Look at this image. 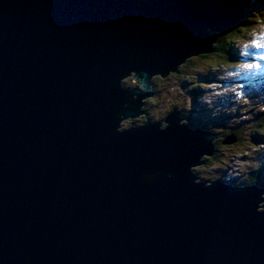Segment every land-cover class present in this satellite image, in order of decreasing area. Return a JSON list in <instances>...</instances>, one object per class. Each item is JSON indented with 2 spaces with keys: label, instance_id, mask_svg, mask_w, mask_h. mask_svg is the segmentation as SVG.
<instances>
[{
  "label": "water",
  "instance_id": "1",
  "mask_svg": "<svg viewBox=\"0 0 264 264\" xmlns=\"http://www.w3.org/2000/svg\"><path fill=\"white\" fill-rule=\"evenodd\" d=\"M247 3L0 0V264H264V188L191 172L221 136L121 128Z\"/></svg>",
  "mask_w": 264,
  "mask_h": 264
},
{
  "label": "rangeland",
  "instance_id": "2",
  "mask_svg": "<svg viewBox=\"0 0 264 264\" xmlns=\"http://www.w3.org/2000/svg\"><path fill=\"white\" fill-rule=\"evenodd\" d=\"M250 2L251 0H249ZM244 14L245 12L242 16ZM239 20L241 18L236 23ZM250 22V27L239 30V42H235L236 52L240 55V59L237 61H234L235 59L230 60L226 64H221L214 60L215 58L213 57L199 58L200 55H197L187 58L179 66L178 71L170 72L162 78L160 76H154L152 79L154 94L150 97L143 98L144 104L142 107L145 115L136 118H127L121 122V128L128 127L132 124L137 126L146 120L162 122L165 115L175 107L178 114L179 112L182 114L187 112V118H184L181 114L179 116L181 122H184L189 127L193 126V124L199 125L203 119L209 121V118H213L212 121L218 120L222 127L227 124L231 131H237L241 138V144L236 143V145H232L236 140L232 144L220 143V145H223V148H220V150L224 151L222 160L224 162L226 161L227 166L230 167L228 169L226 168V171H218L216 170L217 163H212L208 167H203V163L197 165L191 168V172L195 175L197 181L202 179L203 182L209 183V179H217L219 174L221 175L225 172V176L223 177L224 183L241 187V185L230 183L228 179L243 178L240 181H244L249 171H252L251 168L256 162L264 163V156L261 154L264 152V138L262 143L252 142V144L248 145L252 134V129L250 130L251 121L253 120L252 117L258 115L257 113L259 112L262 113L264 110V60L260 59L261 55H264V48H259L252 44L253 40L264 43V12L252 18ZM218 37H216L215 42ZM249 64H256L260 67H245V65ZM211 74H216L215 76L217 77L215 79L219 78V83L222 82V84L205 81L206 77H210ZM121 84L124 88L131 89L137 87L138 80L127 76L122 79ZM194 86H202L197 98L191 89ZM201 104L206 107H203L205 111L202 114L197 112L200 111L197 105ZM183 109L185 112H183ZM206 123L207 125H211V123ZM209 128L214 129L212 127ZM221 130H225L228 133L225 136L231 135L226 129H222L221 126L220 131L217 130L216 134L222 136L223 133ZM262 130L263 133L261 132L260 134L263 137L264 129ZM241 145L243 147H239ZM211 156L205 157L210 158ZM251 160H255V162H251ZM251 163L254 164L252 165ZM256 186L264 188V185ZM262 198L264 200V194ZM260 208H264V201L260 203Z\"/></svg>",
  "mask_w": 264,
  "mask_h": 264
},
{
  "label": "trees",
  "instance_id": "3",
  "mask_svg": "<svg viewBox=\"0 0 264 264\" xmlns=\"http://www.w3.org/2000/svg\"><path fill=\"white\" fill-rule=\"evenodd\" d=\"M244 16L241 17V20L238 21V23H236L235 26H232L231 29L221 35H219V37L217 38L215 44L213 45V50L205 55H200L199 58H215L214 60L218 61V63H228V61H237L240 55H238V53L236 52V46H235V42H239V30L240 29H245L250 27L251 25V19L254 18L255 16H257L258 14H261L264 12V0H251L250 3H247L244 7ZM249 23V25H247V23ZM243 29V30H244ZM179 70V68H178ZM216 74H211L210 77H206L205 81H210V80H214L217 76H215ZM216 80V79H215ZM207 83V82H205ZM202 87V86H201ZM201 87H197L194 86L192 89V91L195 93V97L197 98L198 92L200 91ZM197 91V92H196ZM154 94V93H153ZM195 98V99H196ZM200 108V111H198L200 114H202L204 112V107L202 105H197ZM183 112H185V110L183 109ZM187 112H185L184 114L180 113L184 118H187L188 114H186ZM198 114V113H197ZM258 115H254L252 118L253 120L251 121L252 124L250 126V130L252 129V134L250 137V141L248 142L250 144H252V142H256V143H262L263 142V138L262 135L260 134L262 132V129H264V110L259 113H257ZM187 115V116H186ZM186 116V117H185ZM223 116V115H222ZM180 117V116H179ZM224 117V116H223ZM199 119H203V118H199ZM211 119V120H210ZM205 119H203L202 122H200L199 127H201L203 130H208L211 132H216L217 130L220 131V126L222 127V125L219 124L218 120L212 121L213 118H209V121H206L208 123H211V125H207V123L204 121ZM184 124V122H182ZM198 126V125H196ZM209 127H212L214 129H210ZM224 129H226L229 133H232L235 138H236V142L232 145H236V143H240L241 144V138L238 135V132L233 130L231 131L229 129V126L227 124H225ZM223 135L221 136L222 138H224V136L228 133H226L225 130H221ZM225 131V132H224ZM221 139L216 143L215 146V153L213 156H211L210 158H203V167H208L209 165H211L212 163H217V169L218 171H226L228 169V167L226 164V161L224 162L222 160V155L224 154V151H221L220 148H223V145H220ZM239 147H243V145L239 146ZM235 148V147H234ZM246 148V147H245ZM244 150V149H243ZM264 156V152L261 153ZM234 156V155H233ZM232 156V157H233ZM231 157V158H232ZM230 158V159H231ZM229 159V160H230ZM228 160V161H229ZM251 162H255V160H251ZM252 165L254 163H251ZM227 168V169H226ZM252 171L250 170L249 173L247 174V178H245L244 181H240L243 178H229V182L234 184V185H246L248 184H254V185H264V163H260V162H256V164L254 166H252ZM225 176V172H223L221 175L219 174L217 176V179L214 180H221L223 181V177ZM210 181H212L211 179H209Z\"/></svg>",
  "mask_w": 264,
  "mask_h": 264
},
{
  "label": "snow or ice",
  "instance_id": "4",
  "mask_svg": "<svg viewBox=\"0 0 264 264\" xmlns=\"http://www.w3.org/2000/svg\"><path fill=\"white\" fill-rule=\"evenodd\" d=\"M252 44L254 46H256V47L264 48V43L257 42L256 40H253ZM260 59L264 60V55H261ZM245 67H247V68H257V67H260V66L256 65V64H249V65H245Z\"/></svg>",
  "mask_w": 264,
  "mask_h": 264
},
{
  "label": "bare ground",
  "instance_id": "5",
  "mask_svg": "<svg viewBox=\"0 0 264 264\" xmlns=\"http://www.w3.org/2000/svg\"><path fill=\"white\" fill-rule=\"evenodd\" d=\"M197 58V57H196ZM195 60V59H194ZM182 63H180L179 65H178V68H179V66L181 65ZM178 68H177V70L176 71H178ZM175 72V71H174ZM133 72H131L130 74H129V76H131L132 78H133V76L135 75V73H133ZM134 79V78H133ZM134 80H138V84H139V78H136V79H134ZM131 89H138L139 91H143V88L141 87V86H139V85H137V87H134V88H131ZM131 89H129V90H131ZM161 125H164L162 122H161ZM263 131V130H262ZM263 133V132H262ZM204 184H209V183H205V182H203Z\"/></svg>",
  "mask_w": 264,
  "mask_h": 264
},
{
  "label": "flooded vegetation",
  "instance_id": "6",
  "mask_svg": "<svg viewBox=\"0 0 264 264\" xmlns=\"http://www.w3.org/2000/svg\"><path fill=\"white\" fill-rule=\"evenodd\" d=\"M143 104H144V102H143ZM222 129H224V127H222Z\"/></svg>",
  "mask_w": 264,
  "mask_h": 264
}]
</instances>
